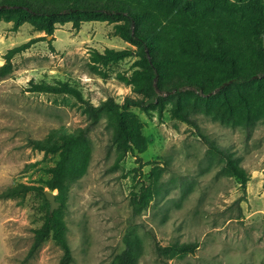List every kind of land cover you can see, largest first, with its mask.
Instances as JSON below:
<instances>
[{
    "label": "rangeland",
    "instance_id": "374dc122",
    "mask_svg": "<svg viewBox=\"0 0 264 264\" xmlns=\"http://www.w3.org/2000/svg\"><path fill=\"white\" fill-rule=\"evenodd\" d=\"M228 2L236 0L214 4L225 9ZM251 3L246 13L253 18L264 10V0ZM14 18L13 12H0V68L9 63L0 75V193L18 184L49 190L45 181L58 155L35 149L30 141L88 127L89 161L57 209L66 225L71 264H111L126 247L130 227L138 264H264L261 117L226 118L217 100L201 102L187 86L159 91L157 77L155 93L137 91L135 72L142 65L135 52L141 47L119 28L124 18L65 14L53 20L50 36L31 18L18 26ZM263 35L258 31L260 42ZM28 43L7 59L11 49ZM255 48L264 56L262 43ZM110 50L131 54L111 62L98 58ZM39 84H66L80 97L34 91ZM128 99L141 103L129 109L139 119L146 149L120 156L111 142L112 118L99 112L93 121L87 109ZM230 163L244 170L246 181L231 173ZM142 186H151L153 196L133 214L130 198ZM45 202L36 191L0 198V264L59 263L63 252L51 239L28 256L33 231L49 208ZM179 243H193L195 249L166 251Z\"/></svg>",
    "mask_w": 264,
    "mask_h": 264
},
{
    "label": "trees",
    "instance_id": "16d2710c",
    "mask_svg": "<svg viewBox=\"0 0 264 264\" xmlns=\"http://www.w3.org/2000/svg\"><path fill=\"white\" fill-rule=\"evenodd\" d=\"M185 1L188 2L186 7L176 0L172 4L164 0H0V12H13L15 26L27 17L31 18L41 24L39 30L47 36L53 34V20L65 14L124 18L119 28L141 47L135 52L142 65V70L135 72L137 91L155 93L152 83L157 77V88L161 92H178L179 88L187 86L195 91L201 102L217 100L221 116L246 121L261 117L264 120V56L255 48L257 42L262 43L258 39V31L262 29L264 32V10H256L257 16L250 18L246 12L253 0L228 2L225 9H217L214 4L222 0ZM251 4L258 9L257 5ZM29 44L11 49L7 59ZM130 54L128 50H110L102 57L97 56L111 62ZM8 64L0 68V75L7 70ZM216 89L219 91L212 94ZM33 90L80 97L77 90L66 84H39L34 85ZM130 104L141 103L128 99L121 105L107 100L98 107L87 109L93 121L97 120L99 112L108 113L112 118L114 130L111 142L120 156L133 151L143 153L146 149L139 119L129 109ZM179 116L190 122L184 115ZM87 135L88 127H85L74 133L55 131L54 138L48 141H30L33 148L58 155L55 165L49 170L50 177L45 186L58 192L55 197L61 204L69 187L81 177L89 161ZM229 168L242 182L246 181L244 170L231 163ZM30 191L44 195L42 187L18 184L1 192L0 198H13ZM152 196L151 186H142L138 193H133L129 202L133 214L146 208ZM45 205L49 207L47 202ZM65 232L66 225L60 211L55 210L51 214L48 208L42 223L33 231L28 256L51 239L63 252L58 264H71L73 256ZM124 241L126 247L111 264H138L139 253L133 228L128 229ZM194 249L193 243H179L169 246L166 251L187 254Z\"/></svg>",
    "mask_w": 264,
    "mask_h": 264
},
{
    "label": "water",
    "instance_id": "95a60500",
    "mask_svg": "<svg viewBox=\"0 0 264 264\" xmlns=\"http://www.w3.org/2000/svg\"><path fill=\"white\" fill-rule=\"evenodd\" d=\"M262 46L264 48V35L262 36ZM46 200L49 203V212L52 214L61 205L60 201L56 200L55 194L50 190H43Z\"/></svg>",
    "mask_w": 264,
    "mask_h": 264
}]
</instances>
